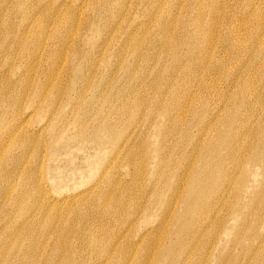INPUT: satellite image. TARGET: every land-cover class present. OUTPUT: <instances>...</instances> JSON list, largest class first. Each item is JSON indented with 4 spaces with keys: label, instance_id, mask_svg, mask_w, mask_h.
Listing matches in <instances>:
<instances>
[{
    "label": "bare ground",
    "instance_id": "1",
    "mask_svg": "<svg viewBox=\"0 0 264 264\" xmlns=\"http://www.w3.org/2000/svg\"><path fill=\"white\" fill-rule=\"evenodd\" d=\"M15 1L0 0V13H3V15L0 14V197H12L6 204L10 208L17 206L21 210L31 209L37 203L40 204L42 198L48 194L47 192L44 195L41 194L40 184H35L33 190L38 192V195L33 199L30 196L29 181L33 182L30 177L37 173V162L40 156L38 151L41 144H35L33 139L26 135L30 132V128L26 125L27 123L20 122V111L25 107L23 99L29 96L32 97V104L28 108L31 113L37 114L44 123L50 122L48 126L42 124L40 130L43 131L45 126L49 128L52 141L58 142L60 149L72 152L76 144L82 148L90 146L89 149L91 150L85 153L83 157V161L91 169L90 172L96 170L93 166L101 162L103 151L108 153L104 167H102V173L97 178L96 184L89 189L86 198L90 197L92 200L99 195L105 207L103 217L109 218L110 222L115 218L110 217V215L124 203L123 196L113 190L115 173L113 174L111 170L114 165L118 160L125 161L127 159L135 166L133 181L135 180L136 188L139 187L137 180H140V175H142L139 174L141 167H145L147 163L152 165L151 168L154 171L152 178L157 183L161 182L162 185L153 187L154 189L150 191L146 203L134 204L129 209L132 217L140 212L144 218L160 212L163 218L161 222L149 227L138 238V243H143V236L152 234L159 228L167 230L173 227L175 215H178L179 221V226L175 229L177 249L168 248L166 250L171 264H187V255H183L184 251H187L190 246L189 240L199 235H206L210 232V235L216 238L217 243H222L224 236L229 237L231 242L237 243L235 238L240 233L245 234L246 238H252L255 232L253 224L251 226L249 223L247 213L254 210L253 215L255 217L258 210L264 213V177L260 179L259 168H255L257 164H260L264 175V10L256 5L260 1L264 6V0H150L151 9L147 10L146 13L149 19L148 26H144L142 21L131 23L130 31L126 33V44H131L134 54L140 58H145L147 51H144V46L151 33V28H149L151 24L156 26L158 30L156 37H153L158 44L156 49L169 52L168 55L172 57L175 55L179 57L178 69L175 70L177 73H173V76H177L176 78H170V74L158 71L157 76L160 78V82L154 84V89L155 94L161 97L163 101L156 106L160 109L165 108L163 114H167L168 121L162 128L157 126L152 135L147 131L152 125L151 120L147 114L140 112V108L143 103H146V100L139 93L128 97L127 89H121L119 93L118 89L116 90L115 99H120L119 102L124 103L120 112H129L128 130L125 133L123 130H118L108 116L104 117L103 107H97L98 98H102L109 106L113 103V95L106 92L110 87H105L103 90L101 89L102 85L98 84L95 87L94 85L97 84L96 78L101 70L105 71L104 76L112 72L111 66L113 67V65L109 59L106 61L104 56L107 52L110 54V46L114 44L106 41L104 48L98 46L96 34H93V38L87 39L88 41L84 43L88 45L89 53H81L77 45L80 41L76 42V38L81 33V24L77 18L70 15L69 11L71 8L78 10L88 8L89 14L98 13L100 18L110 14L113 18L118 19V24L121 22L120 26H122L123 23H126L127 15L134 10V7L141 0H132V4H130L131 0H63L55 10L58 12L63 7H68V11L64 15L56 14L52 10L42 18L39 16L37 18V14L33 12L28 13L19 23H15V17L12 16L15 13ZM76 1L79 2L78 6L74 5ZM228 6L231 8L230 11H227ZM176 8L179 10L176 11ZM89 21L87 18L85 26L88 25ZM178 27L181 31H178ZM95 29L93 26L90 27V31ZM140 34L141 37H137ZM226 40H229V43L226 46L222 45ZM185 45L194 49L186 52L184 57L181 53V47ZM219 49L225 53L222 58L218 56ZM193 50H199L200 55L195 56L196 52ZM100 55L104 56L99 57ZM241 55H246L247 61L244 63L237 62L236 70L239 72L227 75L226 79V84H228L226 87L229 88L233 81L236 90L232 94L230 93L231 90L225 91L220 88L219 104L212 109V114L215 115L216 112L222 110L223 106L227 108L230 113L228 121L237 122L239 126L235 130L232 142H236V145L243 151L247 150L248 146L252 147V154L249 158L245 160L242 157L238 158V164L243 167L246 164H252V167L240 171V180L243 181L241 186L239 183H230L231 178L229 177L228 180V175L232 169L229 168L233 167L232 161L235 157L231 152H220L221 146L219 144L209 142V131L203 124L201 129L204 132V138L195 143L203 146L199 153L201 164L195 168L193 172L195 175L186 181L185 192L182 197L185 208L177 213L180 208L175 203L176 198L166 197L162 192L166 184H170L172 181L169 176L164 174L161 166L166 160L164 153L168 146L167 143L172 144L174 142V136L167 132L170 129V124L177 123L181 127L184 126L182 129H185V125L188 127V123L183 114H179L178 118L174 119L170 112L172 110H180L184 113L190 111L187 99L192 93L193 82L200 83L199 87L202 89L211 87L212 85L210 86L207 79L213 78L214 73L219 70V65H221L222 70L225 69L226 73H229L233 67H227L226 59L231 60L232 57V63H234L235 57L237 56L239 60ZM17 57L21 58V63L19 74L15 80V58ZM184 61H187V64H184ZM42 63L46 64V68H40ZM243 64L251 68L244 71L245 66ZM6 68L8 72L4 73L3 70ZM122 68L128 71L129 66L123 64ZM195 70L196 72H194ZM253 72L261 75L257 78L259 83L256 81L257 79L252 77ZM108 77L107 80L110 83V75ZM64 79H68L69 82L66 89L61 85ZM190 83H192V87L189 85ZM108 85L110 86V84ZM18 86L20 89L23 87V91L18 90ZM214 90L216 89L214 88ZM64 97L74 102L72 109L74 117L71 122L68 121L67 125L57 128L58 120H54L57 117L61 118L63 112V110H58L57 106ZM201 100L203 97L200 93L199 96L197 95L196 103L199 104ZM204 100L206 99L204 98ZM195 107L193 110L196 115L199 110ZM154 108L160 110L153 105L149 106L150 110H154ZM93 111H97L93 122L85 121L86 115ZM250 114L257 118L256 124L259 125L262 122V132H259L260 127L250 120ZM100 115L102 121L97 120V116ZM138 121L142 126V130L139 131ZM245 125H248L246 128L248 132L242 131ZM70 128H73L75 133H70ZM137 131L139 135H142V139L140 137L142 146L140 153L136 151L140 146L138 142L136 143ZM247 139L249 140L248 144L245 142ZM151 144L154 147L153 151L150 150ZM53 145L51 144L50 147ZM194 147L193 151H196L197 148ZM15 149L19 150L17 155H15ZM138 156L142 159V166L136 164V157ZM209 158L215 159L216 167L211 168ZM55 160L57 159H53V161ZM30 166L35 168L33 174L28 176L23 184L15 186V176L22 174L25 170L27 171ZM48 168L49 182L53 186L55 185V188H67L70 180L77 177L65 178L63 172H58L59 168H55L57 175L51 176L50 170L53 169ZM81 175L83 174L81 173ZM180 176L182 175L180 174ZM67 181L69 182L66 183ZM152 181L150 180V182ZM175 191L178 192V190ZM228 192L233 194V201H227ZM51 197H49V205L51 206H65L64 204H67L68 200L64 204L58 202L52 204ZM75 198L76 196L72 197L71 200L74 201ZM86 198L83 201H86ZM85 208L86 206L82 205L79 209V218H81L80 215H84ZM135 211L137 212L135 213ZM223 211L229 215V218H219L217 214H221ZM67 214L70 215L71 211L67 210ZM226 220H230V228L226 227ZM237 221H241V225H237ZM40 225H42V219L37 223V226ZM68 226H66V232L69 229ZM214 227L216 229H213ZM127 231L128 228L118 232L116 236L110 237L105 261L114 260L118 246L127 241ZM8 237L13 238L10 245L12 251L9 250L4 254H1V251V258H6L5 262L8 261L6 264L15 262V254L12 257L9 254L13 251L15 253V249H17L18 260L27 262L29 251L23 245L15 243V232ZM1 239H3L2 236ZM57 243L66 242L57 241ZM63 248L64 244L55 247L56 259L65 258L60 255ZM67 255L69 257V252ZM262 258L263 256L260 254L259 259ZM133 260V257L128 256L119 264H133ZM70 261L71 259L68 260V262ZM207 263L205 258L196 264Z\"/></svg>",
    "mask_w": 264,
    "mask_h": 264
},
{
    "label": "rangeland",
    "instance_id": "2",
    "mask_svg": "<svg viewBox=\"0 0 264 264\" xmlns=\"http://www.w3.org/2000/svg\"><path fill=\"white\" fill-rule=\"evenodd\" d=\"M62 1L63 0H16L15 13H13L12 16L15 17V23H19V21L23 20L24 17L28 15V13L31 14L33 12L37 14V18H42V16H45L47 12L52 10L56 12L57 6ZM132 2L133 1L131 0L130 4H132ZM149 2L150 0H141L138 2V4L134 7V10L127 15L128 17L126 16L127 21L125 20L126 23H123L122 26H120L121 22L118 24V19L113 18V16L110 14L100 18L98 13L94 12L93 14H89L88 8L83 10L71 8V10H69L71 13L70 15L73 18H77L81 24V33L78 38H76V42L80 41L77 45L79 46L78 49L81 51V53H89L88 51L90 49L88 45L84 43L93 38V34H96L95 36L97 37L98 46L103 47L106 41L114 44L112 45L113 47L110 46V54L107 52L105 56H99H104L106 61L108 59L110 60V63L113 65V67L111 66L112 72L109 74L107 73L104 76L105 71L101 70L97 75V84L94 85V87L98 86V84L102 85L101 89L103 90L105 87H110V89H108L106 92L113 95V103L109 106V104H107V102H105L102 98H98L97 107H103L104 117L108 116L111 123H113V125H115L118 130H123L124 133L128 130L127 121L129 112H120L124 103L119 102L120 99H115V95L117 94L116 90L118 89L119 93L121 89H127L128 92L126 91V94L128 97L129 95L134 96V94L138 95L139 93L140 96L146 100V103H143V106L140 108V112L147 114L149 120H151L152 125H150V128H148L147 131L152 135L157 126L162 128L164 127L165 122L168 121L166 117L167 114H163V110L165 108L160 109L156 106L157 104H160L161 101H163L161 97L155 94L156 91L154 89V84H157V82L159 84L160 82V78L157 75L160 72L164 74H170V78L177 77L176 75L173 76V73H177L175 70L178 69L177 63L179 61V57H177V55L172 57L171 55H168L169 52H163L162 50L159 51V49H156L158 48V44L153 39V37H156L158 33L156 26L151 24L149 25V28H151V33L149 34L148 41L144 46V51H147L145 58H140L137 54H134L131 44H126V33L130 31L129 28L131 23L133 24L135 22L142 21L144 26H148L149 19L147 18L146 13L148 12L147 10L151 9V4ZM74 5L78 6L79 2H74ZM256 5L262 7L264 10V6L260 3V1H258ZM67 8L68 7H63L62 10H59L56 12V14L64 15L68 11ZM227 9V11L231 10L229 6ZM175 10L178 11L179 8H176ZM0 14L3 15V13ZM87 18L90 21L88 25L85 26L87 23ZM91 26H93L94 29L96 27V29L94 31H90ZM178 31H181L179 27ZM137 37H141V34ZM228 43L229 40H226L224 43H222V45L226 46ZM201 45L204 46L203 43H201ZM192 49L194 48L190 49L185 45L181 47V53L185 57L186 52H189V50ZM193 51L196 52L195 56L200 55L199 50ZM218 54V56H221V58L222 55H225V53L220 49ZM226 60L227 67H233V70H229L231 72L228 71L229 73H226L225 69L222 70L221 65H219V70L214 73L213 78L209 76L210 78L207 79L210 83V86L212 85L211 87L202 89L199 87L200 83L196 81L193 82L194 90L192 89V93L187 99V105L189 106L190 111L184 113L180 110H172L170 112L171 117L174 119H177L179 114H183L184 119L186 118L188 123V127L185 125V129H182L184 126L181 127L177 123L170 124V129L167 130V132L171 134V136H174V142L172 144L167 143L168 146L164 153L166 160L161 166L164 170V174L169 176L172 181L170 184H166L162 192L166 197L176 198L175 203H177L179 206L178 208H180L177 213L185 208L182 197L184 196L183 194L185 192L186 181L191 176L195 175L193 173L195 168L201 164L199 153L203 146L202 144L199 146L195 143L199 139L204 138V132H202L201 129L203 124L206 126V128H208L209 142L219 144L221 146L220 152H231L235 157V159L232 161L233 167L229 168L232 169L230 175H228V180L229 177L231 178L229 181L230 183H239L241 186L243 181L240 180V171L243 169H251L252 167V164H246L244 167L238 164V158L242 157L244 160L249 158V156L252 154V147L248 146V149L243 151L238 145H236V142H232L235 130H237L239 126L237 122L228 121L230 113L228 112L227 108L223 106L222 110L216 112L215 115L212 114V109L219 104L220 88L225 91L227 89L231 90L230 93L234 94L236 88L233 81L231 82L232 85L229 88L226 87V85H228L226 84L227 75H232L234 72L238 73L239 71L236 70V66L238 65H236V63H244L247 61V56H239V60L241 61H239L236 56L233 60L234 63H232V57L231 60ZM117 62L121 63L119 64ZM186 62L187 61H184V64H187ZM15 63L14 79L16 80L17 74H19L20 71L19 65L21 63V58H15ZM43 63L40 65L41 69L46 68V64ZM123 64H127V66H129L128 71H125V69L122 68ZM243 65L245 66L244 71H247L251 68L246 64ZM3 71L4 73H7L8 69L6 68ZM194 72H196V70ZM112 73L114 74L112 75ZM109 75L111 79L110 83L107 80ZM260 76V74H254L253 72V78L257 79ZM258 80L259 79L256 81L259 83ZM180 83H182V81H180ZM68 84V79H64L61 82V85L64 89L68 88ZM108 84H110V86ZM189 85L192 87V83ZM213 87L216 90H214ZM18 88V90L23 91V87L20 89L18 86ZM209 88H212V90L210 91ZM200 93L203 97V100L197 104V95L199 96ZM204 98L206 100H204ZM23 100L25 107L20 111V122L27 123L26 125L29 126L30 132L26 135L33 139L35 144H41V148L38 151L40 156L37 162V173L32 175L35 171V168L30 166L27 171L25 170L22 174L15 176V186L23 184L26 178L32 175L30 178L33 180V182L35 181L34 183L29 181L30 196L32 199L38 195V192L33 190L35 184H40L39 186L43 190V192L41 190V194L44 195L46 192L48 194L43 198L41 197L42 200L40 204L37 203L34 208H28L25 210H21L20 207L17 206L10 208L6 203L9 202L12 197H0L1 254H4L9 250L12 251L10 245L11 241H13V238L8 236H12V233L14 232L15 243L17 242L18 244L23 245L24 248L29 251L28 261L22 262L18 260V252L17 249H15V253L13 251L9 254L11 257L15 254V262L9 264H119L120 261L128 256L134 258L133 264H171L170 259H168V254H166V250L168 248L177 249L175 243V229L177 226H179V221L177 219L178 215H175L174 217L175 222L173 227L167 230H164V228H159L156 232L143 236V243H138V238H140L153 224L161 222L163 217L160 215V212L154 214L151 217L145 218L140 212L133 215L132 217L131 210L129 209V207L134 204L146 203L149 199L150 191L154 189L153 187L162 185L161 182L157 183L156 180L152 178V173L154 172L151 168L152 165L147 163L145 167H141L139 174L142 175H140V180H137L139 186L137 188L135 187V180L133 181L135 173L133 171L135 170V166L132 165L127 159L125 161L118 160L114 165L113 169L111 170L113 174L115 173V184L113 190L115 193L118 192L121 196H123L124 203L123 205L118 206L113 214L110 215V217H115L110 222L109 218L103 217V211L105 207L101 202L99 195L95 196L92 200L90 197L86 198L87 194L89 193V189L94 184H96L97 178L102 173V167H104L108 153L103 151L101 162L93 166V168L96 170L90 172L91 169L89 168L88 164L83 161L84 154L91 150L89 149L90 146H84L82 148L76 144L74 145L75 147L73 148L72 152L60 149V144L58 142L52 141V136L50 134L51 132H49V128L46 127L50 124V122H42V118L38 117L35 113H31V110L28 109L32 104V97L26 96ZM132 104L133 103L131 102V105ZM73 105V101H70L68 98L64 97L63 101L57 106L58 110H63L62 117H57L54 120H58L57 128L67 125V123L72 121L74 117V114L72 113ZM151 105L160 110L158 111L155 108L154 110H150L149 106ZM194 107L199 110L196 115L193 110ZM128 108H130L129 105ZM233 108L236 109L235 107ZM96 112L97 111L89 112L86 115L85 121L87 120L88 122H93L94 118H96ZM249 116L250 120L256 124L257 118H254L253 114H250ZM97 118V120L102 121L101 115L97 116ZM42 124L46 125L43 131L40 130ZM137 124L139 125V131L142 126L140 121H138ZM207 124H209L208 127ZM256 125L260 127L258 129L259 132H262V122L259 125ZM246 128H248V125H245L242 131L245 130L248 132V129ZM70 130V133H75L73 128H70ZM56 131H58V129H56ZM132 131H134V128H132ZM138 131L136 133V143L138 142L139 145L141 143L140 137L142 139V135H139ZM188 131L189 133H187ZM245 142L248 144L249 140L247 139ZM51 144H54L52 146L53 148L50 147ZM150 146V150L153 151V145L151 144ZM193 146H195L194 148H197L196 151H193ZM141 148L142 146L140 144L139 149L136 151L140 153ZM108 151H110V149H108ZM18 153L19 150L15 149V155ZM50 159H52V161H50ZM53 159L57 160L53 161ZM209 159L211 161V168L216 167L215 159ZM136 164H140V166H142V159L140 156L136 157ZM48 167L53 169L50 170L51 176H56L57 172L55 171V168H59L58 172H63L62 174L65 178L69 177L72 179L73 176L77 177L73 180H70V182H66H69L67 188H55V185L53 186L49 182L48 176L50 175L47 172L49 169ZM255 168H259L258 172L260 174V179H263L264 175L260 164H257V167L255 166ZM78 171L81 172L78 174ZM81 173L83 175H81ZM180 174L182 176H180ZM150 180L153 181L150 182ZM175 190H178V192ZM230 191L232 192V190ZM74 196H76V198L74 201H72L71 198ZM49 197H51L50 201L53 200L52 204L56 202L64 204L66 200L68 201L66 202L67 204H64L65 206H51L49 205ZM85 198L86 201H83ZM226 198L229 202L231 200L233 201L234 199L233 194L229 192ZM82 205L86 206L85 213L83 216L80 215L81 218H79L78 211ZM67 210L71 211L70 215L67 214ZM137 211H135V213ZM54 212H56V214L53 215ZM253 213L254 210L247 213V217L249 216V223L251 226L253 224L254 227L255 234H253L252 238H246L245 234L240 233L235 238V240L238 241L237 243L231 242L229 240L230 238L227 236L223 237L222 243H217L216 238L212 237L210 232L206 235L204 234L199 235L196 238H191L189 240L191 243H189L190 246L187 250L188 254L187 251H184L183 254L184 256L187 255L186 263L196 264L197 262L203 259L205 260L206 258L208 262L207 264H259L260 262H262L261 264H264V243H262L264 241V213H261L258 210L256 211V217L253 215ZM217 215H219V218L222 217L221 219H225V217L229 218V215H227L225 211ZM41 219L42 225L37 226V223ZM226 221V227L230 228V220ZM241 223V221H237V225H241ZM67 225H69V229L66 232ZM214 226L216 227L215 224ZM215 227L213 229H216ZM126 228H128L126 233L127 241L125 243H121L118 246L114 260L105 261L104 259L107 257L106 250L109 246L108 242L110 237L116 236L118 232L120 233ZM1 236L3 239H1ZM57 241H63L66 243H57ZM59 244H64L63 252L60 253V255L65 258L56 259L54 250ZM67 252H69V257L71 259L70 262H68L70 259L67 255ZM260 254L263 256L261 260L259 259ZM5 261L6 258H1L0 256V264H6L8 262Z\"/></svg>",
    "mask_w": 264,
    "mask_h": 264
}]
</instances>
